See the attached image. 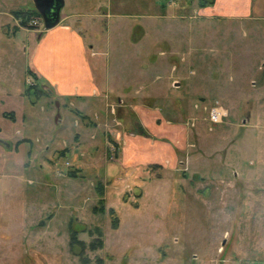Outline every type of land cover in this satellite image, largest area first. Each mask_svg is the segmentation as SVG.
I'll return each mask as SVG.
<instances>
[{
	"label": "rangeland",
	"instance_id": "rangeland-1",
	"mask_svg": "<svg viewBox=\"0 0 264 264\" xmlns=\"http://www.w3.org/2000/svg\"><path fill=\"white\" fill-rule=\"evenodd\" d=\"M201 3L67 1L64 13L82 12L98 30L100 64H108L114 89H105L82 111L75 101L53 93L34 104L27 97L0 95V112L30 111L24 123L20 116L9 121L14 133L21 129L18 138L34 141L19 147L8 143L0 153V264H264V227L255 226L247 211L252 207L245 205L249 228L240 220L237 228L232 218L242 212L241 205L227 210L221 192L227 187L229 194H246L255 188L257 222L264 226V169L255 179L236 180L223 163L230 155L264 157V75L258 74L264 72V66L259 69L264 26L256 36L259 28L251 20L205 18ZM27 6L36 9L34 0H0L4 13ZM91 13L113 16L93 20ZM32 15L17 19L27 26ZM38 34L18 35L14 65L22 86L21 41L37 42ZM0 35L15 52L17 39L3 30ZM105 68H98L104 84ZM33 81L28 78L26 85ZM216 102L229 115L210 130L206 108ZM140 107L159 124L176 123L179 141L163 140L169 147L188 144L177 165L170 155L160 161L150 143L142 145L138 162L134 149H124L126 135L153 138L142 133ZM207 186L211 197L204 196ZM71 227L84 245H71ZM98 238L103 244L92 248Z\"/></svg>",
	"mask_w": 264,
	"mask_h": 264
},
{
	"label": "crops",
	"instance_id": "crops-1",
	"mask_svg": "<svg viewBox=\"0 0 264 264\" xmlns=\"http://www.w3.org/2000/svg\"><path fill=\"white\" fill-rule=\"evenodd\" d=\"M67 1L68 0H65L63 9L66 7ZM30 8L32 7L27 6L18 10L25 11L30 10ZM102 8V6L99 7V9ZM63 9L61 12L60 21L55 26L46 28L43 21V27L40 31V34L37 36V42L30 44L25 38L22 39V54L26 55V63L22 69V71H24V86L21 85L22 80L20 81L18 79L21 71L20 69L18 70V68H16L14 65L16 63L14 61V56L19 55L17 52L21 48L20 42L18 41V35L20 33H36V30L23 26L20 23V20L17 19L18 17L13 14L15 12L14 10V12L11 11L9 13L0 11V16H4V18L0 17V30H3V33L8 35V37H14V40L17 39V50L15 52L12 50V45L9 46L10 44H8L4 46L3 42L0 41V84L8 85L0 86V95L2 98L13 99L15 96H21L26 99L27 97L28 100L31 101L30 103L34 104L38 97L48 93L49 95L54 94L64 100L71 99L75 101L79 110L82 111L85 108H89L93 103L98 101L99 96L105 89H114L110 82L108 64L104 60V64H100V59L104 54V51L97 46L99 40L97 38L98 30L96 31L95 25L93 23L91 24L94 26L87 23L89 20L86 22V20L82 18L84 15L82 12L73 11L74 13L67 14L63 12ZM200 10L201 14L205 18L251 20L253 24L259 28L254 30L253 34H256V36H259L260 31L264 28V0H214L212 4L202 6ZM90 16L93 18V20H95L98 18L109 19L113 15L100 16L98 13H91ZM260 27L263 28L261 29ZM86 33L89 35V37H87ZM34 36L36 37V35ZM3 37V35H0V40H2ZM26 43L27 45H25ZM262 64L263 65L259 66V69L263 68L264 62ZM102 66L106 67L105 69H107L105 73L107 76L105 84L101 83L98 78V76H101L99 72L100 70H98V68H103ZM29 71L34 72L38 76L40 84L42 83L43 85H47L50 91L48 92L46 89L45 90L47 92L44 91V87L40 85L39 87L41 89L43 88L42 90L36 91L33 89V91L28 94L26 80L31 78ZM258 74L259 76H263L264 72L259 71ZM145 111H142L141 108V113H139V117L144 128V130L142 129V133L149 132L153 138H147V136L140 133L126 135L125 138H127V144L124 149L127 151L130 150V148L134 149L136 155L133 158H135V161L138 162L140 161L138 155L141 153L140 150L143 149L142 145L145 143H150L154 149L158 151L160 161L170 155L173 163H175L173 166L177 165L182 155L186 152V148L189 147L188 144L186 145L183 143V145L180 146L171 143V146L169 147V145L166 146L165 143L167 142L163 139L169 137L172 141L178 142V133L180 132L179 128L176 126V123L168 124L162 121L159 124L157 123L158 118H154L152 113H150V118H147V114L149 115V113ZM76 112L78 113V110ZM0 113L2 115L0 117V153H3L2 151L7 145L6 143H16L18 145L17 147L23 143H34L33 139L27 136L18 138V135L22 132L21 129L17 128L14 133L12 131L13 126L9 121L11 120L16 123L18 121V117L20 116V120L24 123L30 111H28V113L23 112L21 115L15 108H12L7 110L2 109ZM6 115L13 116V118L7 117ZM63 120L59 119V122ZM76 125L77 124L75 123V127ZM165 132H167V134L171 132L174 133V135H164L166 134ZM184 133L187 132L184 131ZM189 134H192V132L190 131ZM62 139L63 142H61L66 143V141H64L66 138L63 137ZM11 144L9 146H11ZM241 159H243V161H239ZM240 162H242L243 165H239ZM247 162L249 163V167L247 169L249 171L245 173L244 170L246 167L244 165L245 163L247 164ZM223 163L225 165V169H228L229 171L232 170L231 174L234 177L233 179L236 180L255 179L257 175L256 171L260 169L259 174H261V169H264V157L261 159L253 157L249 160L246 158L245 160V157L241 155H230L229 158ZM211 174H209L210 178H217L214 175L215 173L212 175ZM218 176L221 179H227V175H223L222 177V174L218 173ZM207 187L210 189L205 190L204 196L211 197L213 195L212 193L214 192L211 190L210 186ZM254 189L248 190L246 194L241 192L243 190H232L233 192L229 194L227 187L223 188L221 191L222 193L224 192L223 200L226 202L225 206L227 210L230 208V206L231 209H234V205L238 207L241 205L239 208H241L242 212L240 211L241 213H239L235 219L232 218V221L236 224L237 228H240L239 220L242 222L241 225H244L243 228H249V225L244 223L246 220L244 217H249V215L243 212L245 205L252 207V210L249 209L247 211H251L250 218L255 222V226H257V228L264 227L263 225L260 226L257 222V202L259 197H257L258 192H254ZM219 190L221 189L219 188ZM182 191L184 193V190ZM234 192L235 199L233 198ZM230 201H232V203H230Z\"/></svg>",
	"mask_w": 264,
	"mask_h": 264
},
{
	"label": "built area",
	"instance_id": "built-area-1",
	"mask_svg": "<svg viewBox=\"0 0 264 264\" xmlns=\"http://www.w3.org/2000/svg\"><path fill=\"white\" fill-rule=\"evenodd\" d=\"M27 26L25 27L29 29H34L36 31H41L43 27V18L41 15L31 16L27 21ZM33 83V82H32ZM207 110V120L211 124L210 130L213 129V126L216 127L217 125L224 122V120L228 117L229 111L228 109L216 102L209 107L206 108Z\"/></svg>",
	"mask_w": 264,
	"mask_h": 264
},
{
	"label": "water",
	"instance_id": "water-1",
	"mask_svg": "<svg viewBox=\"0 0 264 264\" xmlns=\"http://www.w3.org/2000/svg\"><path fill=\"white\" fill-rule=\"evenodd\" d=\"M34 3L46 28H51L59 23L65 0H34Z\"/></svg>",
	"mask_w": 264,
	"mask_h": 264
},
{
	"label": "trees",
	"instance_id": "trees-1",
	"mask_svg": "<svg viewBox=\"0 0 264 264\" xmlns=\"http://www.w3.org/2000/svg\"><path fill=\"white\" fill-rule=\"evenodd\" d=\"M204 0H202V3H201V6H206V5H208V4H212L213 3V1L214 0H210V1H208V3H207V1L206 2H203ZM16 16H18L19 18L20 17H22V16H24L25 14L26 15H31V14H33V15H40V13L38 12V10H36V9H32V10H27V11H23V10H18V11H16ZM32 15V16H33ZM27 21V20H26ZM25 21V22H26ZM29 75L31 76V77H33V83L32 84H30L29 86H28V88H27V92H28V94L31 92V91H33V89L34 90H36V91H40V90H42L39 86H40V81H39V78H38V76L34 73V72H32V71H29ZM37 93V92H36ZM7 117H11V118H13V116H9V115H6ZM71 175L72 176H76V174H73V173H71ZM100 188H101V185L99 186ZM101 191V193H102V190H100ZM116 226V225H115ZM98 232H101L100 231V229L98 228ZM77 242H79L81 245H84L85 243L83 242V241H78V231L77 230H75V229H73L72 227H71V245L73 246L75 243H77ZM103 244V240L102 239H100V238H98L97 239V241H93L92 243H91V246H92V248H95V247H97L98 245H102Z\"/></svg>",
	"mask_w": 264,
	"mask_h": 264
}]
</instances>
